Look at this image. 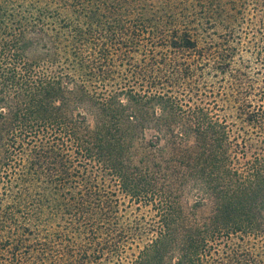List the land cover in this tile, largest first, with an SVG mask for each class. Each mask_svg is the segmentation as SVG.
<instances>
[{"label": "trees", "instance_id": "16d2710c", "mask_svg": "<svg viewBox=\"0 0 264 264\" xmlns=\"http://www.w3.org/2000/svg\"><path fill=\"white\" fill-rule=\"evenodd\" d=\"M0 264H264V0H0Z\"/></svg>", "mask_w": 264, "mask_h": 264}, {"label": "rangeland", "instance_id": "374dc122", "mask_svg": "<svg viewBox=\"0 0 264 264\" xmlns=\"http://www.w3.org/2000/svg\"><path fill=\"white\" fill-rule=\"evenodd\" d=\"M242 28H243L242 32L245 33V31L248 29L247 24H243ZM244 33H242V43L246 44V42L248 41V44H250L249 40H251L252 35L251 34L250 35L247 34L248 37H244ZM241 48H242V45H241ZM240 52L243 55L248 56L247 55L248 53L245 52V50H241ZM245 66H246V68L244 69L245 72H247L248 75L252 76L253 79L257 78L256 76L260 77V73H259V71H257V67L259 66L257 64V62H255V61L253 62L252 61L250 63V65L248 64V65H245ZM146 133H147V136H150V134H152L153 132H146Z\"/></svg>", "mask_w": 264, "mask_h": 264}]
</instances>
